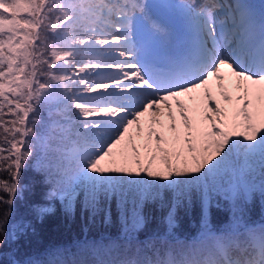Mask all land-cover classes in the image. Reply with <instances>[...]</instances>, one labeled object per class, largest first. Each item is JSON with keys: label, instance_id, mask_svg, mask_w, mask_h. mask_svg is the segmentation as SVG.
Masks as SVG:
<instances>
[{"label": "snow or ice", "instance_id": "1", "mask_svg": "<svg viewBox=\"0 0 264 264\" xmlns=\"http://www.w3.org/2000/svg\"><path fill=\"white\" fill-rule=\"evenodd\" d=\"M29 172L70 215L109 223L115 205L123 243L9 264H264L248 219L264 204V6L0 0V245L34 231L13 219ZM146 203L166 210L165 236L138 239ZM196 206L199 233L177 248V212Z\"/></svg>", "mask_w": 264, "mask_h": 264}, {"label": "trees", "instance_id": "2", "mask_svg": "<svg viewBox=\"0 0 264 264\" xmlns=\"http://www.w3.org/2000/svg\"><path fill=\"white\" fill-rule=\"evenodd\" d=\"M42 177L29 172L25 175V181L29 185V190L25 191L23 198L16 202V212L14 220H24L31 223L33 230H28L25 235L14 242L8 241L0 245V253L4 255L0 258V264H9V255L14 254L15 259L23 262L28 259H44V254L50 247H64L71 253H77V241L84 239L101 240L109 242V238L123 243L119 239L122 235V224L119 214L112 209V218L109 223L103 222V214L92 218L90 213L77 205L73 214L65 212L63 205L56 200H47L43 196L44 186L40 183ZM221 207L226 205L222 198L218 201ZM259 196L253 198L249 205V223L255 224L264 221V205ZM41 207L50 208L41 218L37 209ZM262 207V208H261ZM260 208V209H259ZM256 209V213L253 210ZM213 223L227 217V213L213 206L211 208ZM143 214L148 218L145 228L139 232L138 239L144 240L147 236L156 233L160 236L167 234V224L163 222L166 210L161 209L154 203H146L142 209ZM254 214V215H253ZM12 221H10L11 223ZM200 209L194 207L190 212H177V226L172 229L173 237L168 239L179 248L176 240L187 241L199 233ZM158 246H160L158 244Z\"/></svg>", "mask_w": 264, "mask_h": 264}, {"label": "rangeland", "instance_id": "3", "mask_svg": "<svg viewBox=\"0 0 264 264\" xmlns=\"http://www.w3.org/2000/svg\"><path fill=\"white\" fill-rule=\"evenodd\" d=\"M263 2H264V0H262ZM56 200H58L59 202H60V200L59 199H56ZM61 203V202H60ZM264 205V204H263ZM263 205H262V207H263ZM261 207V208H262ZM260 209V208H259ZM180 211L183 213V212H185L183 209H180ZM253 213L255 214L256 213V209H254L253 210ZM253 214V215H254ZM224 219H222V220H220V221H223V220H226L227 219V217H223ZM220 221H216L215 223H217V222H220Z\"/></svg>", "mask_w": 264, "mask_h": 264}, {"label": "bare ground", "instance_id": "4", "mask_svg": "<svg viewBox=\"0 0 264 264\" xmlns=\"http://www.w3.org/2000/svg\"><path fill=\"white\" fill-rule=\"evenodd\" d=\"M198 1H200V3H202V4L206 3V2H204L205 0H198Z\"/></svg>", "mask_w": 264, "mask_h": 264}]
</instances>
